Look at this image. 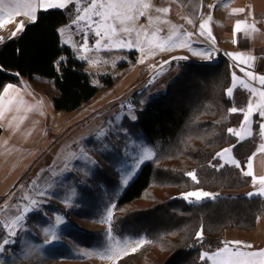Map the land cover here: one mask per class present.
<instances>
[{
	"label": "trees",
	"instance_id": "16d2710c",
	"mask_svg": "<svg viewBox=\"0 0 264 264\" xmlns=\"http://www.w3.org/2000/svg\"><path fill=\"white\" fill-rule=\"evenodd\" d=\"M68 21L64 10L39 11L19 36L0 45V91L26 78L35 90L52 97L55 111L64 113L77 112L97 99L99 89L91 85L85 64L60 42L58 30ZM101 81L106 91L113 87L109 76ZM231 83L224 59L213 64L186 62L146 103L138 122L157 150L117 200L115 215L117 225L138 228L149 245L120 264H210L201 255L222 247L226 229L253 231L264 215L261 196H218L195 204L182 198L193 190L241 189L250 183L237 167H213L216 154L234 143L228 131L231 120L217 121L231 107L226 91ZM253 140L252 136L239 143L250 145L240 151L242 162L254 151ZM202 227L203 237L197 240Z\"/></svg>",
	"mask_w": 264,
	"mask_h": 264
},
{
	"label": "rangeland",
	"instance_id": "374dc122",
	"mask_svg": "<svg viewBox=\"0 0 264 264\" xmlns=\"http://www.w3.org/2000/svg\"><path fill=\"white\" fill-rule=\"evenodd\" d=\"M145 2L149 3V9L144 16L134 22L135 28L141 32V39H144L146 33L147 39L153 41L151 45L145 42L140 46L144 48V51H141L135 44L132 50L127 48L103 50L106 41H102L100 50H97V39L82 38L77 32V24L71 23L75 30L68 33L63 41L70 47L75 58L85 64L84 70L90 78L91 85L99 89L97 99L108 93L102 88L101 80L103 78L109 76L113 83L120 79L121 82L111 98L100 102L94 111L86 113L84 118L80 119L79 124L81 125L77 130L76 127L73 128V125L65 128L61 140L53 145L50 152L39 154L38 151L35 167V173L40 174L38 185L43 179L55 176L59 172L61 164L67 160L69 174L58 182H54L49 189L38 192L46 197H48V193L56 195L43 206L39 205L37 210L29 215L28 223L30 224H26L25 228L19 232L12 230L16 235L12 237L9 235L6 238L9 240L7 244L9 247L0 251L2 255L0 264H120L121 261L138 257L148 247V237L138 228L129 224L117 225L115 205L137 176L141 167L149 161L140 164L135 170V174L131 175L127 183H124L125 174L134 163L131 159L133 154L140 155L141 146L149 147L154 155L156 153V146L145 139L138 121L146 102L158 95L162 91L160 89H164L165 85L176 75L171 74L172 66L165 62L180 61L181 59L179 56H167L156 60L157 54L168 52L173 47L167 50H160L157 47V43L164 44L169 36L165 32L167 25L163 26L160 24L161 19L156 18V0H145ZM75 7L72 6L69 10L63 9L71 21L75 18ZM39 11L42 10H38L36 15ZM149 17H152L151 25H149ZM19 22L23 23L24 28L33 23L30 17L23 14L13 17L10 22L0 27V38H3V42L9 39ZM153 31L157 32L154 40L151 35ZM22 32H18L15 37ZM127 39L134 42L136 40L135 33L127 35ZM3 42H0V45ZM173 57L177 59H173ZM63 59L62 57L59 61ZM139 63L145 64V66L139 65L142 66L140 68L144 66L142 71H140L141 69L130 71L126 76H123L129 68ZM160 74H162V79L158 86L155 85V88L149 91L151 82L155 83L156 76ZM148 79L151 81L146 83ZM20 80L23 84L28 82L26 78H20ZM141 80L146 84L141 86L143 84H139ZM47 84L52 86L51 81H47ZM158 88L159 92L156 91ZM224 112L218 116L217 121L223 120ZM133 114L136 116L134 121L131 119ZM93 130H95V134H93ZM74 137L77 138V141L75 140L73 144L70 138ZM240 145L235 146V150L238 147L237 151H233V144L224 148H231L232 151L221 156L219 162H214L213 167L216 171L222 168L221 165H230L239 168L242 173L244 172L242 170L244 168L241 169L231 163L234 153L239 157L240 151L242 152L243 149L250 146L249 144ZM60 150L62 152L59 155ZM223 150L219 153H222ZM246 151L243 153L246 154ZM206 192L218 194L216 197H264V187L259 189L250 187L219 189L215 192ZM18 193H14V199ZM249 193L253 195H249ZM212 199L205 198L202 201ZM14 204H17L16 200H12L9 206ZM109 231H111V238L108 236ZM240 232L242 235H236L237 238L223 235V242L237 240L252 245L251 249L244 248L245 251L264 248V233H262V237L254 239L253 235L249 234L250 232L241 230ZM2 236L3 231L0 230V238ZM140 240H144V243L138 245L136 241ZM2 242L3 239L0 240V243ZM125 242H127L126 250L120 251L118 256H112L110 252L104 255L108 247L124 248ZM223 246L224 243H222ZM230 246L236 247L235 245ZM133 248H136V251H132ZM9 254H13L11 263H9ZM204 254L210 256L212 253ZM207 260L210 264H214L213 260Z\"/></svg>",
	"mask_w": 264,
	"mask_h": 264
},
{
	"label": "crops",
	"instance_id": "0c3cea01",
	"mask_svg": "<svg viewBox=\"0 0 264 264\" xmlns=\"http://www.w3.org/2000/svg\"><path fill=\"white\" fill-rule=\"evenodd\" d=\"M87 4L88 0H83L81 7L87 6ZM72 6L75 5L70 4L66 10H69ZM164 8L169 11L166 13L157 11V9ZM241 9L243 11H239ZM156 18L161 19L160 24H163V26L167 25L165 32L169 36L172 35L174 40L179 41L181 34H192L188 38L191 50L189 46L173 47L168 52L156 55V60L167 56L186 58L180 61H169V65L172 66L171 74H176L175 77L178 75L182 63L213 64L220 59H224L228 63L232 75L230 86L232 91L231 93L227 92L231 99V107L222 114V121L231 120L230 129L233 132L230 134L234 139L233 146L251 139L252 136L254 138L253 143H255L254 151L246 156L244 162L235 153L233 158L241 169L244 168L242 169L244 171H248L247 164L249 158H251L253 175L257 178L264 176V149L260 147L264 145V136L260 135L259 129V124L264 123V119H261L258 109L255 107L260 101L258 93L264 91V86L260 85L257 79H249L246 74L251 72L257 77L264 75V0H156ZM205 21H207V24L205 25L204 35H200V24ZM237 21L244 23L241 24L240 31L234 34ZM71 23L69 17L68 23L59 28V30H62L59 31L60 42L65 47H68V45L64 43L63 38L75 30ZM77 32L80 33L82 38L99 39L84 22L77 24ZM119 38L127 39V34H121ZM193 51L210 52L211 56L206 58L193 55ZM236 53L241 55H232ZM139 65L145 66L143 63L136 64L129 68L123 76H126L130 71L134 72L140 69L142 71L144 66L140 68L142 66ZM241 69H244V71H241ZM233 74L237 77L235 81L233 80ZM161 79L162 74L156 76V82H151L149 91H152L155 85L157 87ZM45 81L47 82V80ZM150 81L151 79H148L146 83ZM120 82L121 79L116 83L114 82L108 93L96 99L94 103L85 109L74 113L55 111L52 97L35 90L30 81L23 84L19 80L17 83H8L2 87L0 91V111L4 112V116L0 119V230L3 231V236L0 240L7 238L9 231L19 232L25 228L26 224H30L28 223L30 221L29 215L35 212L39 205L43 206L56 195L48 193V197H46L38 194V192L49 189L54 182H58L62 177L69 174L67 160L64 164H61L60 170L55 176L43 179L41 184L38 185L40 174L35 173L38 151L39 154L50 152L53 145L61 140L65 128L73 125V128L76 127L77 130L81 125L79 124L80 119H83L86 113L94 111L100 102L111 98ZM146 83L141 80L139 84L143 86ZM6 85L14 87L4 93ZM245 85H248V87L246 88ZM159 88L156 91L163 90H159ZM253 88L256 89L255 94L251 91ZM9 100H19L22 103L13 108L12 111H7V101ZM249 101L253 105V112L249 116L247 125H244L243 113L247 112ZM232 107L237 108L236 113L230 112ZM14 117L15 119H13ZM93 134H95V130H93ZM70 140L74 144L77 138H70ZM235 143L237 144L234 145ZM233 151H236L235 147H233ZM61 152L60 150L59 155ZM216 157L217 154L215 161L219 162L220 157ZM249 177L250 183L244 189L247 187L251 189L264 187L258 179L254 182L252 177ZM16 192L19 193L14 199V193ZM12 200H16L17 204L9 206ZM34 201L36 202L35 206L33 205ZM25 208L33 210L25 212ZM17 215L23 216V219L16 224H12L11 221ZM262 233H264V215L258 218L256 228L250 231L249 234L253 235L252 238L255 239L262 237ZM223 235L237 238L236 235L241 236L242 234L238 229H226ZM5 247H9V245ZM12 256L13 254L8 256L10 257L9 263L13 261ZM0 258H2L1 254Z\"/></svg>",
	"mask_w": 264,
	"mask_h": 264
},
{
	"label": "snow or ice",
	"instance_id": "6c2138e0",
	"mask_svg": "<svg viewBox=\"0 0 264 264\" xmlns=\"http://www.w3.org/2000/svg\"><path fill=\"white\" fill-rule=\"evenodd\" d=\"M83 0H0V27H3L5 23L10 22L13 17L20 16L21 14L30 17L32 22H35L37 19V11L43 10L47 11L49 9H66L70 4H74L75 7V18L72 21L73 25L79 24L80 22H84L87 27L94 31L95 35L99 37L96 40L97 50H100L102 41H106L103 50H119L127 48L128 50L133 49V45L135 44L141 51H144L143 47H140L142 44L147 42V44L151 45L152 40L147 39V34L145 33V37L141 39V32L135 28L134 22L139 19V17L144 16L146 11L149 9V3L145 2V0H88L87 6L81 7ZM215 7V6H213ZM158 12H168L167 8L157 9ZM243 11V9L239 10ZM210 19V18H209ZM191 22V21H189ZM153 23L152 17H149V25ZM244 23L242 21H237L234 27V34L239 32L241 29V24ZM207 21L200 24V35H204V29ZM24 30V25L22 22L17 23L16 29L11 33L9 39L15 37L18 32ZM255 30V29H253ZM62 31V30H58ZM135 33L136 40L133 42L128 39L119 38L121 34L131 35ZM153 40L155 39L157 32L153 31L151 33ZM191 33L181 34L179 41L174 40L173 36L170 35L167 37V40L164 44L157 43V47L160 50H167L170 47H183L189 46L188 38L191 36ZM210 35V33H209ZM0 42H3V38H0ZM83 50V49H82ZM193 55H199L206 58H210L211 53L206 51H193ZM234 56L241 55L240 53L232 54ZM173 59H177L173 57ZM179 59H186L185 57H180ZM60 62L57 61V64ZM165 63H169L166 61ZM244 71V69H241ZM249 79H257L259 84L264 86V75L254 76L253 73H246ZM237 77L233 74V80L235 81ZM12 85H6L4 88V93H7L10 88H13ZM247 88L248 85H245ZM228 93H231L232 89L229 88L226 90ZM253 94L256 93V89H251ZM260 97V101L255 105L256 109H258V114L261 119H264V91H260L258 93ZM22 101L9 100L7 101V111H12L13 108H16ZM143 103V102H142ZM18 110V108H17ZM242 111V110H241ZM230 112L236 113L237 108L232 107ZM253 105L249 101L247 105V112H244V121L243 124L247 125L249 116L252 115ZM4 116V112L0 111V119ZM15 119V117L13 118ZM131 119L134 121L136 116L133 114ZM11 123V121H10ZM260 135L264 136V123L259 124ZM230 133L233 132L232 129L228 130ZM235 147V146H233ZM264 149V145L260 146ZM230 149H224L222 153H217V157H221L224 154L231 152ZM140 155H135L131 157L134 163L129 168L128 173L125 174L124 183H127L128 179L131 178V175L135 174V170L139 167L140 164H143L147 160H150L154 153L147 146H141ZM231 163L237 165V161L235 159L231 160ZM223 167V165H221ZM248 171H244L243 175L251 176L253 181L255 182L257 179L259 180L261 185H264V176L255 177L251 171L252 164L251 158H249V163L247 164ZM187 175L191 176L195 179V175L193 173H187ZM218 194H211L203 190H196L182 194V198L185 199L189 204L199 203L205 198H213L215 199ZM249 195H253L249 193ZM36 202H33L35 206ZM31 208H25V212L32 211ZM111 213L109 212V215ZM23 219V216L17 215L12 224H16ZM204 229L201 228L200 231L196 233L195 239L200 240L203 237ZM9 235H16L15 232L9 231ZM109 238H111V231L108 233ZM49 243L51 241H48ZM9 243L8 239H3V242L0 243V251H3L5 246ZM136 243L143 244L144 240L136 241ZM224 246L219 248L217 251L212 253L210 256H206L205 254L201 255V259H211L214 264H264V248L255 250V251H245L244 248L251 249L252 245L244 244L242 241H225L223 242ZM127 242H125L124 248H111L108 247L104 255H107L109 252L112 256H118L120 251L126 250ZM230 245H235L236 247H231ZM242 246V247H241ZM132 251H136V248H133ZM111 258V257H110Z\"/></svg>",
	"mask_w": 264,
	"mask_h": 264
},
{
	"label": "built area",
	"instance_id": "2783aa9c",
	"mask_svg": "<svg viewBox=\"0 0 264 264\" xmlns=\"http://www.w3.org/2000/svg\"><path fill=\"white\" fill-rule=\"evenodd\" d=\"M228 68L230 69V66H228Z\"/></svg>",
	"mask_w": 264,
	"mask_h": 264
}]
</instances>
